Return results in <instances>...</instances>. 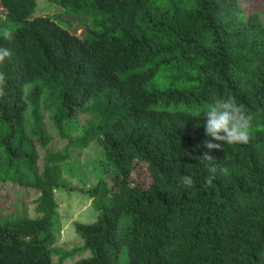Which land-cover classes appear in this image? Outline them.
<instances>
[{
	"label": "trees",
	"instance_id": "obj_1",
	"mask_svg": "<svg viewBox=\"0 0 264 264\" xmlns=\"http://www.w3.org/2000/svg\"><path fill=\"white\" fill-rule=\"evenodd\" d=\"M50 1L59 10L41 14L38 0H1L0 31L14 38L0 37L12 51L0 186L38 197L35 216L0 205V264H63L84 253L72 264H264L261 11L248 15L241 0ZM212 94L234 95L253 113L249 143L206 148L205 118L193 113ZM46 112L68 140L62 150L50 146ZM80 113L90 118L75 128ZM93 141L104 170L80 191L98 216L75 224L83 244L67 250L56 246L57 191L68 188L70 148ZM205 152L226 169L211 185ZM143 169L151 182L136 178ZM186 173L192 189L179 183Z\"/></svg>",
	"mask_w": 264,
	"mask_h": 264
},
{
	"label": "rangeland",
	"instance_id": "obj_2",
	"mask_svg": "<svg viewBox=\"0 0 264 264\" xmlns=\"http://www.w3.org/2000/svg\"><path fill=\"white\" fill-rule=\"evenodd\" d=\"M38 2L41 14L47 11L55 13L59 10V7L54 5L50 0H38ZM240 3L243 10H245L248 15L257 9L261 11L264 20V0H241ZM3 10L4 8L0 0V24L5 20ZM80 33L83 34L81 31ZM45 114L47 116L46 123L48 129L53 135L50 146L55 151L62 150L68 144V140L62 138L55 129H52L54 128V123L50 118V113L46 112ZM79 116L80 117L72 121L75 128L81 127L80 125H84L86 120L90 118V115L84 113H80ZM76 133L77 132H74L73 134L75 135ZM101 151L102 149L98 141H93L90 146L83 150L74 146L70 148L72 154L70 161L74 164L71 170L68 171L69 173L66 172L63 175V179L68 184V188L57 191L59 215L56 222L57 226L61 229L57 237V247L71 250L74 247L81 246L83 241L76 232L75 224L77 222H93L98 216V211L92 205V198L82 190L80 191V189L89 190L99 184V174L104 170L102 158H100ZM44 153L45 151L41 149L42 156ZM43 162L44 158H42L40 162L41 168H43ZM94 164L97 166V169H94ZM70 173L75 176L70 175ZM136 178L147 183L151 182V176L145 169H143L141 175L136 176ZM35 192L34 190H25L20 186H0V205L4 207L5 214L20 212L26 205L28 206L29 214L35 216L36 203L34 200L38 197L37 192ZM86 255H88V253L76 255L75 258L67 259L63 264H72ZM58 260L59 257L55 256L54 261L57 262ZM126 261L127 259L123 258L121 264H126Z\"/></svg>",
	"mask_w": 264,
	"mask_h": 264
},
{
	"label": "clouds",
	"instance_id": "obj_3",
	"mask_svg": "<svg viewBox=\"0 0 264 264\" xmlns=\"http://www.w3.org/2000/svg\"><path fill=\"white\" fill-rule=\"evenodd\" d=\"M0 37L5 40H12L14 33L8 28H4L0 31ZM11 56L10 48L0 46V99L7 95L8 76L3 70V66ZM201 115L205 118V133L210 137L204 142L206 148L221 149L223 144L234 145L250 142L254 128V115L243 103H238L234 95L212 94L204 111L193 113V117H200ZM201 157L208 162L209 175L206 177V183L211 185L216 178L217 171L224 172L226 169L218 168L215 163L216 158L208 152H205ZM178 180L185 189H192L196 184L193 176L188 173L179 176Z\"/></svg>",
	"mask_w": 264,
	"mask_h": 264
}]
</instances>
